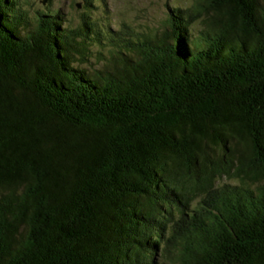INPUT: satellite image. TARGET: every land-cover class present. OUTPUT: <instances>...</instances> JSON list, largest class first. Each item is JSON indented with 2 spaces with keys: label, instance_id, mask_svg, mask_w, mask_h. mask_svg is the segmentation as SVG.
Segmentation results:
<instances>
[{
  "label": "trees",
  "instance_id": "obj_1",
  "mask_svg": "<svg viewBox=\"0 0 264 264\" xmlns=\"http://www.w3.org/2000/svg\"><path fill=\"white\" fill-rule=\"evenodd\" d=\"M91 28L0 0V264H264V0L170 7L94 73Z\"/></svg>",
  "mask_w": 264,
  "mask_h": 264
},
{
  "label": "rangeland",
  "instance_id": "obj_2",
  "mask_svg": "<svg viewBox=\"0 0 264 264\" xmlns=\"http://www.w3.org/2000/svg\"><path fill=\"white\" fill-rule=\"evenodd\" d=\"M197 0H92V7L85 8L83 0H18L25 20L33 26L39 14H49L59 9L66 23L77 26L80 16L87 14L94 28L87 31L93 38L86 61L75 63L94 73L110 68L111 58L117 50H123L124 42L132 37H143L159 32L170 7L192 8ZM78 4L80 5L78 7ZM202 23L196 21L190 27L192 38L198 35ZM98 32L99 35H95ZM231 182L230 179H221ZM195 199V201H197ZM159 259V258H158ZM163 264L162 260H157Z\"/></svg>",
  "mask_w": 264,
  "mask_h": 264
},
{
  "label": "water",
  "instance_id": "obj_3",
  "mask_svg": "<svg viewBox=\"0 0 264 264\" xmlns=\"http://www.w3.org/2000/svg\"><path fill=\"white\" fill-rule=\"evenodd\" d=\"M45 2V0H42V3H44ZM80 5L78 4V7H79Z\"/></svg>",
  "mask_w": 264,
  "mask_h": 264
}]
</instances>
